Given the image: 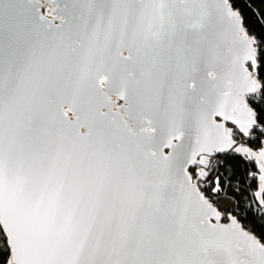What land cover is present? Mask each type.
<instances>
[{"label":"snow or ice","instance_id":"obj_1","mask_svg":"<svg viewBox=\"0 0 264 264\" xmlns=\"http://www.w3.org/2000/svg\"><path fill=\"white\" fill-rule=\"evenodd\" d=\"M0 264H264L239 0H0Z\"/></svg>","mask_w":264,"mask_h":264},{"label":"trees","instance_id":"obj_2","mask_svg":"<svg viewBox=\"0 0 264 264\" xmlns=\"http://www.w3.org/2000/svg\"><path fill=\"white\" fill-rule=\"evenodd\" d=\"M239 5L243 10L245 17V24L258 36H264V24H261L257 13L264 12V4L260 0H239ZM225 167H230L234 170L237 177H243L245 172V165L239 158L225 160ZM221 171H224L221 168ZM245 187V184H241Z\"/></svg>","mask_w":264,"mask_h":264},{"label":"water","instance_id":"obj_3","mask_svg":"<svg viewBox=\"0 0 264 264\" xmlns=\"http://www.w3.org/2000/svg\"><path fill=\"white\" fill-rule=\"evenodd\" d=\"M41 2L47 6V4L49 3V0H41ZM42 11H46V8L42 9ZM55 23H58V21H56Z\"/></svg>","mask_w":264,"mask_h":264}]
</instances>
